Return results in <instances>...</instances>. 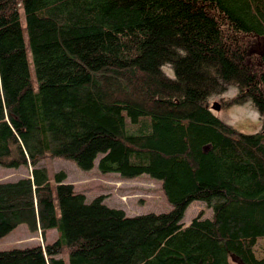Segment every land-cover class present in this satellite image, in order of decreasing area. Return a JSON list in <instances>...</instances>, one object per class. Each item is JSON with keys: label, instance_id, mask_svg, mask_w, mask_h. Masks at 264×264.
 Instances as JSON below:
<instances>
[{"label": "trees", "instance_id": "1", "mask_svg": "<svg viewBox=\"0 0 264 264\" xmlns=\"http://www.w3.org/2000/svg\"><path fill=\"white\" fill-rule=\"evenodd\" d=\"M258 40L264 0H0V167L31 168L0 182V239L21 225L58 235L0 264H264V130L243 134L211 106L236 91L224 106L264 120ZM47 158L148 175L173 210L87 203L65 172L39 168ZM194 201L214 216L185 226Z\"/></svg>", "mask_w": 264, "mask_h": 264}, {"label": "rangeland", "instance_id": "2", "mask_svg": "<svg viewBox=\"0 0 264 264\" xmlns=\"http://www.w3.org/2000/svg\"><path fill=\"white\" fill-rule=\"evenodd\" d=\"M22 23L24 26L26 25L24 13H22ZM262 46V44L256 45L255 48H251V52L254 54L256 50H261ZM29 60L35 79L31 51H29ZM168 72L173 76L172 70ZM236 95V91H230L221 99L213 100L211 106L214 103L221 105V110L219 112L213 110L214 113L243 134L253 135L264 130V120L261 119L251 103L224 106ZM99 160L100 158L96 160L95 167L90 171L80 169L72 161L50 158L40 162L39 168L46 169L52 181L57 173L65 172L66 183L73 185L76 193L85 195L87 203L102 197L108 207L123 210L129 217L152 213L164 214L173 210V206L164 195L161 181L154 180L148 175L125 179L118 174H103L98 169ZM30 173L31 168L29 167L18 169L0 167V182H16L29 176ZM200 213L206 219H212L214 216L213 208L209 207L206 202L194 201L187 208L182 223L189 226ZM57 239V230H50L43 238L41 231L33 233L26 225H21L0 239V252L24 250L37 246L44 248L46 245L56 242ZM255 254L258 259L264 260V239L260 240L256 246ZM66 260L68 261V257ZM230 261L232 264H243L233 255H230Z\"/></svg>", "mask_w": 264, "mask_h": 264}, {"label": "flooded vegetation", "instance_id": "3", "mask_svg": "<svg viewBox=\"0 0 264 264\" xmlns=\"http://www.w3.org/2000/svg\"><path fill=\"white\" fill-rule=\"evenodd\" d=\"M258 44H262L263 46H262V48H261V50L260 49H258V50H256V52L253 54L252 52H251V48H255V46L256 45H258ZM260 46V45H259ZM263 52H264V42H261V41H253L251 44H250V48H249V51H248V55L250 56V57H252V56H260V55H263Z\"/></svg>", "mask_w": 264, "mask_h": 264}, {"label": "water", "instance_id": "4", "mask_svg": "<svg viewBox=\"0 0 264 264\" xmlns=\"http://www.w3.org/2000/svg\"><path fill=\"white\" fill-rule=\"evenodd\" d=\"M212 109L216 112H219L221 110V105L218 103H214V105L212 106Z\"/></svg>", "mask_w": 264, "mask_h": 264}]
</instances>
